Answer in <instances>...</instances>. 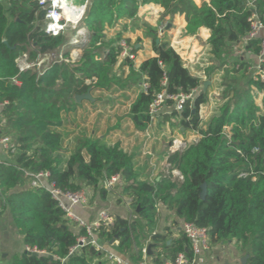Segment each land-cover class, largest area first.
Returning <instances> with one entry per match:
<instances>
[{"label": "trees", "instance_id": "obj_1", "mask_svg": "<svg viewBox=\"0 0 264 264\" xmlns=\"http://www.w3.org/2000/svg\"><path fill=\"white\" fill-rule=\"evenodd\" d=\"M144 5L158 6L163 17L182 15L187 36L208 30L210 54L216 59L227 50L243 47L250 60L244 58L232 66L241 77L259 54L261 38L247 42L245 38L251 31L252 17L263 20L264 0H89L81 27L90 36L80 61L71 64L56 60L41 75L20 73L15 64L18 57L27 55L34 60L60 50L67 40L63 34L52 37L44 33L45 11L37 1L0 0L1 115L18 150L14 166L0 164V191L24 245L38 254L26 252L11 264H60L50 256L66 259V264H92V258L98 256L89 248L69 254L85 232L64 218L47 191L13 192L24 181L23 171H47L49 182L59 190L86 188L101 200L108 197L102 187L104 179L119 176L123 183L121 195L129 200L135 218L113 217L112 225L102 226L97 237L107 245L118 235L116 252L135 262L142 258L146 244L152 245L153 263L162 262L160 251L169 260L180 253L191 259L189 241L181 231L175 238L152 231L157 206L162 205L181 222L205 228L212 243L236 240L248 248L246 264H264V115L250 94L252 87L263 90L264 80L250 79L234 108L225 105L218 117L200 128V107L208 103V92L202 91L201 80L189 73L169 43L158 42L156 31L148 28L155 36L154 56L143 60L136 72L133 62L124 60V65L138 75L133 84L139 91L129 116L134 130L144 133L148 129L149 108L158 94L192 95L184 100L181 111L172 110V115L179 118L184 131L198 133L199 140L169 154L168 172L154 179L136 167L135 155L125 152L119 143L107 145L100 139H84L66 160L56 155L64 140L59 130L63 114L76 111L82 103L76 104V95L92 87L99 91H108L114 85L126 87L127 83L110 77L121 49L116 47L117 41L105 42L104 33L122 18L134 19ZM63 59H69V52L63 54ZM260 67L264 70V61ZM144 79L148 84L145 92L141 89ZM87 81L94 83L88 85ZM165 104L172 108L174 103L167 99ZM226 127H230L229 137L224 132ZM253 149L257 152L252 153ZM83 151L89 156L88 162ZM172 171L180 172L182 179L174 178ZM202 185H206L204 200L200 199Z\"/></svg>", "mask_w": 264, "mask_h": 264}, {"label": "rangeland", "instance_id": "obj_2", "mask_svg": "<svg viewBox=\"0 0 264 264\" xmlns=\"http://www.w3.org/2000/svg\"><path fill=\"white\" fill-rule=\"evenodd\" d=\"M84 3L86 8L89 0H85ZM148 28L156 31L158 42L165 40L169 43L189 73L201 80L202 91L208 92V103L200 107V128H206L210 120L218 117L225 105L234 108L239 94L248 89L249 80L257 72L255 70L258 64L257 58L251 59L250 69L246 75H243L244 77L232 71L234 62H242L244 58L250 60V57H245L243 47L227 50L220 59H216L210 54L208 30L200 29L195 36H187L182 15H176L173 18L163 17V10L155 5L140 6L134 19L122 18L111 28H106L104 33L105 42H118L122 38L127 41V51L133 56L131 61L135 72L143 60L154 56L152 38L155 36ZM82 29L81 22L69 24L62 33L67 40L65 46L61 48L62 51L61 49L56 50L53 54H59L64 49V52H69V57L74 58V61L70 63L77 64L90 36L87 29L84 35L78 36ZM160 29L163 30L162 36L157 34ZM73 40H77L78 43L74 47L68 46ZM125 59L122 54L119 55L117 64L110 72V77L121 84L127 83L126 87L120 88L114 85L108 91L94 90L92 87L90 88L92 102L83 101L76 111L63 114V126L59 130L64 140L61 149L56 153L63 160H66L84 139H100L107 145L122 144L126 152L134 154L135 158L141 156V147L147 140L150 143L147 148L149 155L145 158L155 159L156 167L162 168L163 159L172 154L169 146L174 140L183 141L184 149L199 140L198 133L192 130L184 131L179 126V118L172 115L173 109L164 104L159 116L152 124L150 137L147 139L141 136L140 141H137L129 116L131 106L139 91V88L133 84L137 82L138 75L128 65H124ZM93 83L94 81H87L88 85H93ZM131 83L133 85H130ZM204 83L208 84L206 89L203 88ZM250 94H255L252 88ZM254 98L258 111L264 112V97L258 95ZM229 131L230 127L224 129L228 137ZM93 196L96 195L93 194ZM98 198L100 199L99 196ZM102 201L106 203L107 198ZM90 202L94 204L99 200L97 197H92ZM111 202H113L112 199L108 203ZM130 218H135L132 211ZM156 227L157 224L152 231L155 232ZM112 249L116 250L115 247Z\"/></svg>", "mask_w": 264, "mask_h": 264}, {"label": "built area", "instance_id": "obj_3", "mask_svg": "<svg viewBox=\"0 0 264 264\" xmlns=\"http://www.w3.org/2000/svg\"><path fill=\"white\" fill-rule=\"evenodd\" d=\"M38 2L39 6L45 11L44 22L42 24V29L45 34L56 37L62 34L66 27L69 24L79 23L83 19V15L80 18L75 19V15L71 13V11L66 7L65 2L62 0H35ZM6 2H4L5 4ZM6 6L8 4L6 3ZM85 11V9H84ZM253 22L251 24V31L245 38V42L251 41L257 38H261L260 43V51L257 56L258 64L255 68L257 72L253 77L254 80L259 78L260 80H264V70L261 69V63L264 61V17L262 21H259L256 16H253ZM75 19V20H74ZM163 30H158V36H162ZM86 33V32H85ZM84 35V34H83ZM78 43L77 40H73L68 46L74 47ZM117 48L121 49L120 54L124 56L126 59L132 60L133 56L127 51V41L122 38L117 42ZM124 50V51H123ZM66 61L71 62L74 61V58L69 57V59H63V54L59 53L58 55L53 52L38 56L34 60H30L27 55H22L15 60L16 67L20 73H24L27 71L35 72L38 75H41L47 68H49L54 61ZM14 83L18 85V82L14 80ZM87 84V82H86ZM148 88V84L144 79L141 84V89L145 92ZM255 94H251L253 98L255 96L260 95L264 97V89L259 90L256 87H252ZM192 98V95L189 96H169L166 93L158 94L155 101L149 108V119L150 124L145 133H149L151 131L152 124L154 123L156 117L159 116L161 109L164 107L165 100H172L174 111L180 112L182 109V104L185 99ZM255 99V98H254ZM256 100V99H255ZM4 105L0 104V110ZM259 113L264 115V112L260 111ZM184 150V142L174 140L169 146L170 153H174L176 151ZM0 152H4L8 157L15 158L18 155V150L16 148V142L11 134H1L0 135ZM257 149H253L252 153H256ZM168 172L169 165L167 164ZM24 178L27 180V186L30 190L34 189H43L47 191L52 200L55 201L57 207L63 212L64 218L68 220L72 225H74L75 229L84 230V235H81L77 238L76 244L74 247L70 249L69 254H73L81 248H89L90 250H94L98 254H104L105 258L112 262L113 264H128L121 257L108 253L104 249V244L100 242L98 239V231L104 226H111L113 223V217L109 215L108 210L103 209L99 212L98 218L94 222H87L84 219L80 218L76 213L75 209L78 207H87L90 203L91 198L93 197V192L89 189L82 188L75 192H63L59 190L54 184L49 182V172L40 171L37 173H31L29 171H23ZM171 174L174 178L178 180L182 179V175L178 171H172ZM153 179V177L151 178ZM102 187L107 191L108 194L114 195L116 198L122 199L125 206L129 209V200L121 195V189L123 187V183L119 176H113L111 178H106L102 182ZM116 188H119L116 190ZM181 232L189 241V252L191 254V259L184 253L178 254L172 260H164L159 264H195L196 258L200 257L202 254H205L210 249V236L208 231L205 228H201L193 223H185L182 222L180 226ZM28 252L31 251L29 248H26ZM147 248L144 247L142 249V259L137 264H156L150 261H147L146 258L148 256ZM53 259L59 261L60 264L66 263V259H60L57 257H53Z\"/></svg>", "mask_w": 264, "mask_h": 264}, {"label": "crops", "instance_id": "obj_4", "mask_svg": "<svg viewBox=\"0 0 264 264\" xmlns=\"http://www.w3.org/2000/svg\"><path fill=\"white\" fill-rule=\"evenodd\" d=\"M65 46V45H64ZM62 51V49H61ZM67 52V51H66ZM63 52L61 53H66ZM58 54V53H57ZM246 58H249V54H245ZM253 59V58H252ZM8 127L6 126L5 119L1 115L0 110V135L5 133L7 134ZM134 137H136L137 141H140L141 136L150 137L149 133H140L134 130ZM122 143V140H121ZM148 141L143 142L141 147V156L135 158L136 167L140 170H143L149 178H159L160 175L165 174L167 170L166 158L162 161V168L156 167L157 164L155 159L145 158L146 155H149L147 148L149 147ZM120 147L126 152L122 144ZM130 154V152H127ZM15 158L8 157L4 152H0V164L4 166L15 165ZM119 188H116L118 190ZM24 190H30L27 186V180L24 178V181L21 182L16 189L13 190L14 193L22 192ZM97 197L99 202L88 204L87 207H78L75 209V213L82 219L87 222H94L98 218V214L101 210L106 209L109 212V215L112 217H120L122 219H129L131 217V210L125 206L122 199L116 198L114 195L108 194L107 202L103 203L98 196H93V198ZM111 198L113 202L108 203ZM131 219V218H130ZM165 219V220H164ZM156 224L157 227L155 229L156 233L160 234H169L170 238H175L178 236V233L181 231L180 226L182 222L178 220L174 213L168 211L164 206H157V215H156ZM74 229V228H73ZM112 241V240H111ZM111 241L106 245H104V249L108 253H113L122 259H124L128 264H137L128 256H122L113 250L112 248L118 246V240L113 239V243ZM149 244H146L144 247L148 248ZM26 246L24 245L23 236L18 230L14 219L10 213L9 208L5 205L3 196L0 191V264H11L14 259L20 258L23 254L26 253ZM148 250V249H147ZM148 253V251H147ZM150 254L147 256L146 260L151 261ZM249 256V249L243 248L236 240L220 242V243H210V249L207 253L202 254L200 257L196 258L195 264H242L241 261L244 257ZM159 258L164 260L166 259L165 253L162 251L159 252ZM142 259V258H141ZM140 259V260H141ZM139 260V261H140ZM92 264H113L108 261L104 254H98L92 258Z\"/></svg>", "mask_w": 264, "mask_h": 264}, {"label": "water", "instance_id": "obj_5", "mask_svg": "<svg viewBox=\"0 0 264 264\" xmlns=\"http://www.w3.org/2000/svg\"><path fill=\"white\" fill-rule=\"evenodd\" d=\"M84 1L85 0H76L73 3L67 1V2H65V5L71 11V13L74 14L75 16L76 15H80V14L83 15L84 9H85V3H84ZM4 5L6 6V3ZM207 85L208 84L204 83L203 84V88L206 89ZM83 101H88V102H92L93 101L90 90H88L87 93H85V94L76 95L75 96V102H76V104H80ZM82 156H83L85 162H88L89 161V156L86 153V151H83L82 152ZM201 190H202V192H201V195H200V199L201 200H204L205 199V195H206V185H202L201 186ZM117 239H118V235H116L114 237V240H117ZM112 243H113V240L111 241V244ZM151 247H152V245H149L148 248H147L148 249V255L150 254ZM26 252L32 254L33 256H38V254L36 252H28V251H26ZM50 260H53V257L52 256H50ZM241 263L242 264H246L247 263V257H244L242 259ZM64 264H66V263H64Z\"/></svg>", "mask_w": 264, "mask_h": 264}, {"label": "bare ground", "instance_id": "obj_6", "mask_svg": "<svg viewBox=\"0 0 264 264\" xmlns=\"http://www.w3.org/2000/svg\"><path fill=\"white\" fill-rule=\"evenodd\" d=\"M63 2H67V1H69V2H71V3H73V2H75V0H62ZM75 17V19H77L78 17H76V16H74ZM74 19V20H75ZM79 19V18H78ZM85 32H86V30H85V28H83L79 33H78V36H81V35H83V34H85Z\"/></svg>", "mask_w": 264, "mask_h": 264}]
</instances>
